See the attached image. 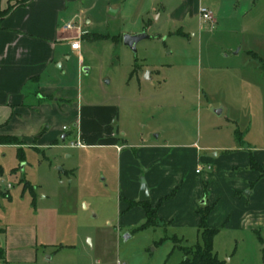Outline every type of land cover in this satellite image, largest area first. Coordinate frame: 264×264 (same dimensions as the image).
<instances>
[{"label": "rangeland", "instance_id": "374dc122", "mask_svg": "<svg viewBox=\"0 0 264 264\" xmlns=\"http://www.w3.org/2000/svg\"><path fill=\"white\" fill-rule=\"evenodd\" d=\"M176 2L68 1L63 22L78 12L73 20L80 29L66 33L82 46L62 57L55 77L66 89L60 104L76 115L59 119L66 128L56 135L58 142L41 145L47 140L36 137L25 144L24 161L16 148L0 150V190L11 195H0L4 248L16 234L11 227L36 229L34 242L25 246L32 254L0 264L181 262L180 247L200 241L197 227L176 221L138 229L140 210L120 215L124 147L157 143L172 153L173 147L194 145L201 155L240 149L264 166V0H204L203 6L223 14L218 25L197 17L176 23L170 16ZM140 32L149 37L135 52L123 36ZM88 105L105 108L98 119L109 124L119 150L90 136L78 138L76 123H85L81 107ZM242 158L236 171H251ZM186 169L192 173L195 167ZM26 181L31 187H24ZM205 194H213L211 188ZM231 221L214 238L219 258L224 264H264V245L253 226ZM258 230L264 238V227ZM175 234L182 240L175 242Z\"/></svg>", "mask_w": 264, "mask_h": 264}, {"label": "crops", "instance_id": "0c3cea01", "mask_svg": "<svg viewBox=\"0 0 264 264\" xmlns=\"http://www.w3.org/2000/svg\"><path fill=\"white\" fill-rule=\"evenodd\" d=\"M68 1L0 0V11L14 5L12 11L0 17V136H15L19 142L0 144V150L12 147L18 150L20 146L24 149L25 144L36 141V137H45L47 140L41 145H47L53 139L57 141L56 135L66 128L65 125L59 126V119L75 114L68 112L66 105L60 104L66 89L55 77V70L58 69L56 64L62 61V57L69 59L70 52H78L71 47V40L76 37L68 35V31L63 29V25L68 22H63V16L68 13ZM226 1L234 5L241 0ZM203 2L177 0L170 16L178 24L188 23L193 17L203 23L220 24L224 16L218 9L216 13L212 10L213 21L201 18L199 10ZM77 15L78 12L74 13L70 19L73 20ZM80 63H83L82 58ZM104 109L96 105H88L85 109L81 107L87 116L84 124L83 121L79 125L76 123L78 138L90 136L100 141L97 145L116 146L119 150L118 139L109 135V124H103L98 119ZM111 118L112 114L107 120ZM63 135L66 139L67 134ZM170 148L148 143L137 146L133 151L128 147L120 150V215L140 210L144 219L142 223L146 221L147 213L143 205L130 204L131 201H141V179L144 178L150 193L148 200L153 207H157L158 225L175 224L177 221L192 224L198 229L199 209L206 205L211 209L208 222L219 231L234 218L237 225L240 219V225L248 223L261 234L258 227H264V178L255 169L236 171L241 165L239 157H243L240 160L243 165L250 166L249 153H243L240 149H222L221 153L214 156L211 153L199 154L194 145L173 147L172 153H169ZM257 159L261 162L259 157ZM191 164L195 167L192 173L186 171V167H191ZM0 167V171L3 170ZM207 188H211L213 194L206 196ZM247 189L251 191L245 192ZM174 190L177 191L173 197L161 202ZM220 216L226 219L218 222ZM12 228L16 234L11 243L10 240L7 242V249L4 248L5 261L11 257L19 259L32 254V250L25 246L35 240L34 226L18 224ZM4 230L0 233L2 246L1 235L6 234ZM7 234H10L9 230Z\"/></svg>", "mask_w": 264, "mask_h": 264}, {"label": "trees", "instance_id": "16d2710c", "mask_svg": "<svg viewBox=\"0 0 264 264\" xmlns=\"http://www.w3.org/2000/svg\"><path fill=\"white\" fill-rule=\"evenodd\" d=\"M28 0H21V2H26ZM14 5H10L7 9L0 11V17L5 16L10 11H12ZM0 144H19L18 138L15 136H0ZM18 158L21 161L25 160L24 149L22 146L18 147ZM250 167L259 171L260 176L264 178V166L260 163L253 153H250ZM24 187H31L29 181L24 183ZM177 190H174L169 195L162 198L161 202L167 200L175 195ZM33 195L34 192L30 191ZM5 194L6 197L10 198L11 195L9 192H3L0 190V195ZM35 199V198H34ZM136 203H140L146 210L147 219L144 223H142L138 229H145L153 226H157L159 224V219L157 217V207H153L150 204L149 200H141L140 202L131 201V205ZM211 209L204 205L199 209L200 213V225L198 228V232L200 234V241L194 247L190 246H181L180 249L184 252V258L178 264H224V261L221 260L218 254L214 250V238L215 235L219 232L218 228L212 227L209 222V214ZM5 230L3 227L0 228V233H3ZM259 240L264 245V238L258 233ZM173 239L175 242H178L180 239L177 236H174ZM5 249L1 245L0 242V263L5 261ZM264 254V247H263Z\"/></svg>", "mask_w": 264, "mask_h": 264}, {"label": "water", "instance_id": "95a60500", "mask_svg": "<svg viewBox=\"0 0 264 264\" xmlns=\"http://www.w3.org/2000/svg\"><path fill=\"white\" fill-rule=\"evenodd\" d=\"M149 35L146 32H140L136 34H124L123 36V41L124 43L129 46L133 51H137V45L138 43L145 39L148 38ZM221 110H219L220 112ZM62 139H65V135L62 136ZM212 155H216V153H211ZM150 198V193H149V188L147 186V183L144 178H142L141 182V189H140V195L139 199L140 200H148Z\"/></svg>", "mask_w": 264, "mask_h": 264}, {"label": "built area", "instance_id": "2783aa9c", "mask_svg": "<svg viewBox=\"0 0 264 264\" xmlns=\"http://www.w3.org/2000/svg\"><path fill=\"white\" fill-rule=\"evenodd\" d=\"M200 16L203 20L205 21H213L214 20V13L212 11V9H210L209 7L206 6H202L200 7ZM63 29L65 31H70V30H79L80 27L76 24V22L74 20L68 21L63 25ZM71 47L74 50H80L81 48V42L79 40L78 37H76L75 39L71 40ZM81 58V55H80ZM201 168L198 169V171H200Z\"/></svg>", "mask_w": 264, "mask_h": 264}]
</instances>
